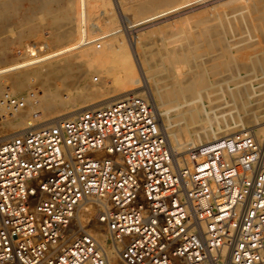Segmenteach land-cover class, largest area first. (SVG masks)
I'll use <instances>...</instances> for the list:
<instances>
[{
	"label": "built area",
	"instance_id": "obj_1",
	"mask_svg": "<svg viewBox=\"0 0 264 264\" xmlns=\"http://www.w3.org/2000/svg\"><path fill=\"white\" fill-rule=\"evenodd\" d=\"M187 157L137 95L0 138V264H264V147L239 133Z\"/></svg>",
	"mask_w": 264,
	"mask_h": 264
},
{
	"label": "rangeland",
	"instance_id": "obj_2",
	"mask_svg": "<svg viewBox=\"0 0 264 264\" xmlns=\"http://www.w3.org/2000/svg\"><path fill=\"white\" fill-rule=\"evenodd\" d=\"M46 1L47 0H44L43 2L44 6H42L40 2L32 3L27 0H21L17 5H15V7L11 6L12 8L8 10L4 8H0V68L12 64H16L18 62L20 63L35 57H39L48 54L52 51H57L58 49L60 48L62 49L66 46H70L75 42L76 40L75 35L67 36L66 34V31H68V29H71L70 26H72L73 23L68 19H64L67 16L69 10L70 12L68 14L70 15L68 16L69 17L71 16L73 18L75 17L73 11L74 9L72 8L73 9L72 10L68 8L69 6L68 2L70 3V1L72 0L69 1L48 0L47 2ZM209 1L211 2L214 0H208V1L203 0V2H201L202 4L200 2L196 3L195 6H192L191 8L192 11H187V10H191L190 7H188L185 8L186 10L181 9V11L184 13L179 11V13L177 14L176 12L178 11H175L174 13L173 12L170 13V15L167 14L163 17L148 22L144 25H137L135 27L129 28L130 31L135 32L130 36L127 35L128 32L126 29L128 28L127 22L128 20L129 21L131 20L130 22H132V24L129 26H133L135 23L134 20H136L137 18L136 17L134 18V16L127 11L125 12H127L128 14L121 13L122 8L121 9L118 8L116 2L113 3L114 11L112 10V13L110 15L109 14L105 15L104 9H100L99 12L103 10L101 11L102 13L96 12L95 15H97L96 19L97 18L101 19V22H103L105 19H107V17H110L112 15L116 16L115 17L117 19L116 22L121 19L120 21H118L119 23L123 22L122 24L120 23L121 25L118 23L119 26H121L120 31H123L121 35L124 38H126L128 41L130 39L132 40L131 42L135 43L138 38L137 35H139V41L137 42V47L139 49L138 51L141 57L144 75L146 74L149 77V84L151 85L155 93L163 96L165 94H169L173 96L174 94H178L179 92L176 88L177 84L181 81H184L192 73H195L196 71L195 66L197 65L198 67L199 65L198 64L199 63L198 60H200L199 57L201 58L203 54L207 55L211 51L212 44H210V42H213L211 40V38L214 36L213 34H215V37H217V40L216 38H214V40L218 41L219 39V42L222 41L221 43L223 47L225 46L224 44H226L228 41L226 45H229L230 47L229 49H231L228 50V46L224 47V48L227 47L225 51L227 50L228 52L231 51L230 56H228L226 55L227 53H225V51L224 52L222 51L223 47H221L220 44L219 46L217 45L219 42L215 41L216 46L220 47V49L218 47L217 49L221 50V51L216 50V53H218L219 51V56L216 55V53L215 56L219 57V58L217 57V60L218 59L220 60L221 58V61L218 62L217 60H215L216 62L214 61L212 65L213 64L215 65L213 66L214 69L217 70L219 68H222L219 70L224 69V74H228V75H224L222 71H219L221 72L220 78L222 79L230 78L229 80L227 79V81L231 83H228L227 86L233 85L234 84L233 82L237 78L235 76L237 72L236 70H238V68L242 66L241 64H239L241 62L239 60L240 55L241 54L244 55V53L245 54L254 53L253 57L259 58L261 54L260 52L257 53V50L260 47L264 48V24L262 22V20H264L263 0H249L247 2H242V1L235 2L230 7H227V9L226 7L224 8V6H222L226 14H223L221 6L215 7V9L211 7V5L216 6L217 2L213 4H209L210 3ZM220 2L222 3L224 1H220ZM175 4L176 3L173 2H167L163 4L161 7H153L149 11H147V13H145L144 16L151 15L156 11H160V9L161 10L168 9L169 7H172ZM38 5L40 7H45V8L43 9L39 8ZM46 5H48V7H46ZM202 5H205L204 8L206 9L209 8V10L208 9L207 11L206 9L204 10ZM36 6L44 11L42 10L40 11L39 9H37ZM46 9H48V11H46ZM201 11H204L206 14ZM210 11H213L214 14L213 12ZM113 12H116L115 13L116 15L113 14ZM207 12H209L208 14L209 16L207 15ZM97 13L100 14V16L101 15L102 16L99 17ZM199 13H201L202 15ZM179 14L180 15L182 14L181 17L180 16L178 17ZM120 15L122 16L121 18ZM187 15L189 18L187 17ZM183 16H185V18L187 19H184ZM217 16L219 20L217 19ZM138 18H141V16L140 17L138 16ZM180 18H182L180 20L181 22H178L179 21L178 19ZM253 18L256 21L259 19L261 20V21L259 20V23L257 21L258 24L262 22L260 26L256 23V21L253 23L251 22L252 21L251 19ZM124 19L125 20L128 19V20H126L125 22ZM158 20L161 22H159ZM207 20L208 21L211 20L210 21L211 24H209ZM214 20H216L217 22ZM204 21H206V23ZM153 23L155 24L153 25ZM251 24L252 26L254 24L255 26L256 25L258 26H256V28L255 26H253L254 28H251L252 27L250 26ZM168 25L172 27L166 28L165 26L168 27ZM90 26H92L91 23H89V28L91 32L90 36H97L100 34V32L96 31L93 26H92L93 28ZM144 26L147 27L145 28ZM208 26L212 27L209 28L210 31L206 28ZM213 28H215L214 33H213L214 30ZM135 30H139L140 32L139 31L136 32ZM201 30L202 33L200 32ZM220 30H222L221 32L225 31L226 35L225 32L224 34L220 32L221 33L220 34L219 33ZM206 31H208L209 33ZM248 32H249V36H248ZM94 33L97 34L95 35ZM144 33L147 35H145ZM204 34L205 37L201 38V36ZM207 34H209L210 38L209 37L207 38L208 36ZM217 35L222 37L224 35L226 38L224 37L223 40H221L222 37L218 38ZM252 35L254 39L252 38ZM251 38L252 40H250ZM206 39L211 41L209 42ZM205 40L209 42L208 44L206 43V45L204 43L206 42ZM99 42L101 41H97V43ZM248 43L250 46L246 48L248 46ZM209 44L210 46H208ZM252 44L255 45L253 47L254 49L256 48V45L257 47L260 45L258 49L256 48L255 50L256 52H254V49L251 47ZM203 46H208L210 50H208V47H206L208 51L202 50ZM199 47H202L200 48L201 51ZM263 48L262 49L260 48V50H262L261 51L262 58H264ZM234 49L237 52H235ZM245 49L246 50L249 49V51L248 50L245 51ZM197 50H199L198 53ZM242 51L245 52L241 53ZM77 52L78 51L76 50L67 53L65 55H62L58 58L57 61L58 62L59 60L61 62L65 60L74 61V56ZM221 53L222 54L225 53V56L223 55L221 57L220 56ZM234 53H236L235 56H233ZM211 54L209 53L208 57L212 56ZM224 57L226 59V62L227 61L229 62L228 66H227L228 62L226 63L224 62L225 59L224 60L222 59ZM235 57H237L236 59L238 60L237 62L238 64L235 63L237 61ZM233 60L235 61L233 62ZM222 61L223 64L221 63ZM224 63L227 66V68H224L225 67ZM46 64L47 63L44 62L42 63V66ZM217 64L220 66L222 64L223 66L222 67L219 66L218 68ZM254 64L258 65V62H255ZM256 65L255 66H253V64L251 65V68L253 66L254 69L253 68L251 69L249 66V70L247 72L249 74H246L247 75L246 77L248 78L250 77L251 80L253 79V81L255 80V83L259 84L255 87V89L251 90L250 92L254 96V98L257 99V101L253 99V102L248 104L245 107V110L243 109L242 105L237 103L240 101L236 102L235 99L232 100L233 98H231L229 94L225 91L226 90L225 88L227 87V86L225 87L226 85L225 83L223 85L225 88L216 85L215 89L208 88L206 90L205 88H201L203 92L201 91V89H199L201 93L195 95L199 91L198 90L195 94H192L193 95L192 98L189 99L187 103L184 102V100L180 99L179 101H174L172 103H163V105L160 107L162 113H166V115L165 117L159 116V119L163 123V125H165V127L166 126L170 127L169 130L167 131L166 128L163 129L166 132L169 131L174 135L173 137H171V140L173 142V145H176V143L178 144L176 150L179 153V159L181 160V165L186 164V161L188 159L187 154L190 150L202 145V143H200L196 138L195 139L193 138V136L196 133L204 134L206 132L208 133L215 132L217 136L215 137V139L218 140L225 137L234 136L239 133H252L253 135H255V137L264 147V117L259 116V114L261 116L264 114L262 112L263 111L262 108L264 109V106L258 107L259 103L261 102V99L264 100V68L262 70L260 69L259 66L256 67ZM40 66H41L40 64L28 66V69L24 67L21 68L20 70H15L14 71L15 74L12 71V73L11 72L7 73L4 76L8 77V79L11 77L13 80H15L16 78L14 77L15 78L14 79L13 76L17 74L26 73L35 68H39ZM253 70H255V72ZM234 71L236 72L234 73ZM230 74L232 76L234 75L233 78H231L232 76L229 77ZM223 75L226 77H223ZM30 82L28 83V85L22 87L21 92H17L16 94H15V87L7 88L0 91V104L4 106L0 108V137L9 133H13L14 131L37 129L35 127H31V125L39 124L40 122L44 123L48 121L49 122L48 125H50L56 119H59V116L60 118L62 116L65 117V115H67L68 112L76 109L77 111H79L78 109H81V111L82 110L85 111L86 109H89V108H85L86 107L85 105L88 106L92 102H95L104 96L105 97L108 96V92L116 87L114 83L111 81V76L106 74L105 67L101 66L98 63H89V62H77V64H74L73 66H69L66 69H59L57 71L48 72L47 75H41L40 77L35 78ZM231 87L233 88V86ZM8 90L10 92H8ZM7 93H10L11 95L17 98L26 101V107L21 110L10 109L5 104V97L7 96ZM203 93H204L203 95L204 97L202 96ZM199 95H201L202 97L200 98ZM207 95H209L210 97H208ZM196 97L198 100H196ZM205 97L207 99H205ZM62 98L70 99V102L67 104H61ZM199 100H201V102ZM33 102L34 104H32ZM42 103L44 107L41 105ZM256 110L259 113H257ZM24 112H26L27 114ZM78 113L74 111L72 112V115L67 118H71ZM244 113H249L251 116L249 114L246 116L244 115ZM253 113L255 117L254 120H256L257 118L256 122L253 120L254 118L252 116ZM3 114H5V117ZM30 116L32 118H30ZM174 137H176L175 141H174ZM120 263L121 261L119 259V264Z\"/></svg>",
	"mask_w": 264,
	"mask_h": 264
},
{
	"label": "bare ground",
	"instance_id": "obj_3",
	"mask_svg": "<svg viewBox=\"0 0 264 264\" xmlns=\"http://www.w3.org/2000/svg\"><path fill=\"white\" fill-rule=\"evenodd\" d=\"M21 0H0V8H4L6 10L12 8L13 6L15 7V5H17ZM27 1H30L32 3H37V2H40V4L42 6H44V0H27ZM48 1V0H47ZM46 1V2H47ZM69 1V0H68ZM114 1V2H113ZM208 1V0H207ZM220 1H224V2H220ZM247 2L249 0H214V1H209L210 3L209 4H213V3H216L217 5L216 6H212L214 9L215 7H220L221 6V9L223 11V14H226V12H224V9L222 8V6H224V8L226 7H230L233 3L235 2ZM264 1V0H263ZM117 4V7L118 8H122L121 10V13H124V14H128L127 12H130L134 18L136 17L137 19L134 20L135 23L133 26H129L132 24V22H130L128 19V28L127 29V35L130 36L131 34H134L135 32L133 31H130L129 28H132V27H135L137 25H144L148 22H151L155 19H158L160 17H163L167 14L170 15V13H174L175 11H178L176 12L177 14L179 13V11H181V9H185V8H188L190 7V9L192 8V6H195L196 3H201L203 2V0H72L70 1V3L68 2V8L72 9L74 11V18L73 17H69L68 14L70 12V10L68 11L67 13V16L64 18V19H68L70 21H72L73 23V27H71V29H68V31H66V34L67 36L70 35H75L76 36V40L75 42L70 45V46H66L64 48H60L58 49L57 51H52L48 54H45V55H42V56H39V57H35V58H32V59H29V60H26V61H23V62H18L16 64H12V65H9V66H5V67H1L0 68V91L1 90H4V89H7V88H14L15 87V94L17 92H21V89L22 87L28 85V83L30 81H32L33 79L35 78H38L40 77L41 75H47L48 72H52V71H57L59 69H66L68 68L69 66H73L74 64H77V62H89V63H98L100 64L101 66L105 67V72L106 74H108L109 76H111V81L114 83V85L116 86L113 90L109 91L108 92V96H104L102 97L101 99L95 101V102H92L91 104H89L88 106L85 105L86 107L85 108H99V107H102V106H106V105H111L113 102L116 101V99L118 100V98H122L124 96H127V95H137V96H141V97H147L151 103V105L154 107V109L156 110L157 114H158V117L159 116H164L166 115V113H162V111L160 110V107L163 105V103H172L174 101H179L180 99L184 100V102H188L189 99L192 98V94H195L199 89L201 88H205L206 90L208 88H211V89H215L216 85L217 86H221L223 88H225L227 86L228 83H231L229 81H227V79L229 80L230 78H220L221 76V72L219 71H222V73L224 74V69L223 70H219V69H222V68H219L220 65H218V68L219 69H214L213 66H215L214 64L212 65V63L217 60V57L219 56V50L220 46L223 47L222 45V41L223 38L225 37L223 35L222 36H218L219 37H222L221 38V42H219V39L218 41L217 40V37H215V34H213L214 36L211 38V40L213 42H210L211 40H207L210 42V44H212L211 46V51L209 52L212 56L208 57L209 53L207 55L203 54V56H201V58L199 57L200 60L199 61V65L197 67V65L195 66V73H192L191 75H189L184 81H181L177 84L176 88L177 90L179 91L178 94H174L173 96L169 95V94H165L164 96L163 95H159L157 93H155L153 91V88L151 87V85L149 84V77L145 74L144 75V72H143V67H142V62H141V57L139 55V49L137 47V42L139 41V35H137V40L136 42H131L132 40H130L129 38V41L124 38L121 33L123 31H120V27L118 21L116 22V16H110V17H107V19H105L103 22H101V19L100 18H97L96 19V16L95 13L99 12L100 9H104L105 10V15L106 14H111L112 13V10L114 11L113 7V3ZM167 2H173V3H176L174 6L172 7H169L168 9H163L160 11H156L154 12L153 14L151 15H147V16H144L145 13H147V11H149L151 8L153 7H161L163 4L167 3ZM220 2V3H219ZM205 3V2H204ZM219 3V4H218ZM29 4V3H28ZM46 4V3H45ZM202 4V3H201ZM208 4V3H207ZM206 5V4H205ZM205 5H202V7L204 8ZM215 5V4H214ZM12 6V7H11ZM39 6V5H38ZM200 6V5H199ZM37 7V6H36ZM46 7H48V5H46ZM197 7V6H196ZM201 7V6H200ZM209 7V5H208ZM39 8H45V7H40ZM37 7V9H39ZM50 8V7H49ZM117 8V9H118ZM201 8V9H203ZM14 9V8H13ZM42 9H39L40 11ZM52 9V8H51ZM194 9V8H193ZM196 9H199V8H196ZM206 8H204L205 10ZM209 10V8H207ZM206 9V11H207ZM217 9V8H216ZM38 10V11H39ZM71 10V11H72ZM157 10V9H155ZM186 10V9H185ZM212 10V9H211ZM44 11V10H42ZM46 11H48V9H46ZM127 11V12H125ZM187 11H192L191 10H187ZM186 11V12H187ZM221 11V12H222ZM182 12V11H181ZM201 12H204V11H201ZM210 12H213V11H210ZM218 12V11H217ZM216 12V13H217ZM97 13V14H98ZM102 13V12H101ZM116 12H113V14H115ZM119 13V12H118ZM117 13V14H118ZM184 13V12H182ZM194 13V11H193ZM205 13V12H204ZM203 13V14H204ZM120 14V13H119ZM118 14V15H119ZM201 14V13H199ZM206 14V13H205ZM204 14V15H205ZM209 14V12H207V15ZM214 14V12H213ZM104 15V14H103ZM116 15V14H115ZM182 15V14H181ZM181 15L179 14L178 17ZM185 15V14H183ZM195 15V14H194ZM202 15V14H201ZM203 15V16H204ZM99 17L100 14H98ZM124 16V15H123ZM127 16V15H126ZM132 16V17H133ZM138 16L141 18H138ZM209 16V15H208ZM213 16V15H212ZM105 17V18H106ZM122 16L120 15V18ZM128 17V16H127ZM184 19H187L185 18V16H183ZM182 17V18H183ZM188 17V15H187ZM192 17V16H191ZM211 17V16H210ZM124 18V17H123ZM126 18V17H125ZM167 18V17H166ZM177 18V17H176ZM178 19L179 21L178 22H181L180 20L182 19ZM189 18V17H188ZM261 18V17H260ZM100 19V21H99ZM130 19V18H129ZM132 19V18H131ZM172 19V18H171ZM216 19V18H215ZM217 19H218V16H217ZM254 19V18H253ZM251 19L252 23L255 22L256 20L254 19ZM259 19V18H258ZM123 20V19H122ZM125 20V19H124ZM125 20V22H126ZM167 20V19H166ZM165 20V21H166ZM169 20V18H168ZM219 20V19H218ZM260 20V19H259ZM259 20L258 23H259ZM159 21V20H158ZM163 21V20H162ZM184 21V20H182ZM187 21V20H185ZM208 21V20H207ZM211 20H209V24H211L210 22ZM216 21V20H214ZM213 21V23H214ZM256 21V23H257ZM261 21V20H260ZM161 22V21H159ZM206 23V21H204ZM217 22V21H216ZM263 24H264V20H262ZM260 22V24L262 23ZM89 23H91V25L95 28L96 31H99L100 34L97 35V36H90V28H89ZM101 23V24H100ZM119 23V24H118ZM123 23V22H122ZM121 23V24H122ZM157 23V22H156ZM164 23V22H163ZM257 23V24H258ZM7 24V23H6ZM118 24V26H117ZM120 24V25H121ZM150 24V23H149ZM152 24V23H151ZM155 23H153L154 25ZM173 24V23H172ZM181 24V23H180ZM208 24V23H207ZM250 24V23H249ZM260 24H258L260 26ZM60 25V24H59ZM148 25V24H147ZM159 25V24H158ZM156 25V26H158ZM171 25V24H170ZM206 25V24H205ZM204 25V26H205ZM256 25V26H258ZM64 26V25H63ZM90 26V27H92ZM126 26V25H125ZM174 26V25H173ZM252 26V24L250 25ZM255 26V24L253 25ZM251 27V28H254V27ZM255 26V28H256ZM61 27V26H60ZM69 27V28H70ZM92 27V28H93ZM145 27V26H144ZM147 27V26H146ZM145 27V28H146ZM150 27V25H149ZM148 27V28H149ZM166 28H169V27H172V26H165ZM214 27V26H213ZM56 28V27H55ZM68 28V27H67ZM124 28V29H125ZM208 30L209 28H212L210 26L206 27ZM217 28V27H216ZM142 29V28H141ZM150 29V28H149ZM213 33L215 31V28H213ZM132 30V29H131ZM144 30V29H143ZM147 30V29H146ZM212 30V29H211ZM219 30V28H218ZM136 32L139 31V30H135ZM142 31V30H141ZM210 31V30H209ZM222 30L219 31V33L221 32ZM228 31V30H226ZM94 32V31H92ZM140 32V31H139ZM202 33V30L200 31ZM203 32H204V29H203ZM208 32V31H206ZM212 32V31H211ZM225 31L221 32L224 34ZM251 32V31H250ZM64 33V32H63ZM98 33V32H97ZM97 33H94L95 35ZM209 33V32H208ZM218 33V32H217ZM220 33V34H221ZM252 33V32H251ZM145 34V33H144ZM212 34V33H211ZM228 34V32H227ZM147 35V34H145ZM200 35V34H199ZM207 38L209 37V34H207ZM225 35H226V32H225ZM248 36H249V32H248ZM34 37V36H33ZM63 37V36H62ZM66 37V36H65ZM122 37V38H121ZM200 37V36H199ZM198 37V38H199ZM204 38L205 37V34L201 36V38ZM210 38V37H209ZM214 38H216V40H214ZM226 38V37H225ZM250 38V37H248ZM252 38H253V35H252ZM252 38L250 40H252ZM135 39V37H134ZM200 39V38H199ZM254 39V38H253ZM205 40V41H206ZM225 40V39H224ZM227 40V39H226ZM230 40V39H229ZM249 40V39H248ZM97 41H101L99 43H97ZM204 41V40H203ZM204 42L205 45L206 43L208 44L209 42ZM219 42L216 46V42ZM224 42V41H223ZM231 42V41H230ZM250 42V41H249ZM50 43V42H49ZM94 43H97V44H94ZM140 43V42H139ZM228 43V41H227ZM226 43V44H227ZM210 44L208 46H210ZM224 44L225 46H228V50H231L229 49V45H226ZM203 45V43H202ZM233 45V44H232ZM208 46H203L202 47H199L202 48V50H210ZM224 46V47H225ZM250 45L248 43V46L246 48H248ZM255 45L252 44V48L254 47ZM260 46V45H259ZM258 46V47H259ZM262 46V45H261ZM208 47V50L207 48ZM217 47L219 49H217ZM222 48V51L224 52L225 49L227 48ZM233 47V46H232ZM231 47V48H232ZM250 47V48H251ZM257 45H256V48L258 49ZM256 48L254 49V52H256ZM261 49L263 47H260ZM260 48L258 50H260ZM264 49V48H263ZM78 51L75 56H74V61H69V60H65L63 62H61L59 60V62L57 61L58 58L62 55H65L67 53H70L72 51ZM216 50H219L218 53H216ZM225 51V53H227L226 55L230 56V52ZM249 51V49H247ZM245 49V51H247ZM257 50V53L260 52V54L262 55L261 51H258ZM199 50H197V53H198ZM201 51V49H200ZM235 51V49H234ZM245 51H242L241 53L245 52ZM237 52V51H235ZM201 53V52H200ZM204 53V52H203ZM215 53L216 55H218L217 57L215 56ZM225 53L222 54L221 53V57L224 55L225 56ZM264 53V52H263ZM254 54V53H253ZM253 54H245L244 55H240V63L242 66L238 68V70L234 71V73L236 72L235 76L237 77L235 79V81L233 82L234 84L233 85H228L224 90L229 94V96L231 98H233L232 100H236L237 101H240V102H237L239 103L240 105H242L243 109L245 110V107L250 104L251 102H253V99H255L257 101L256 98H254V96L250 93L251 90L255 89V87L259 84L255 83V80L253 81V79L251 80V78L249 77H246L247 75L246 74H249L247 73L248 70H249V66L251 68V65L253 64V66H255L256 64H254L255 62H258V65L260 67V69L263 70L264 68V58L258 57L259 58H254L253 57ZM236 53L233 54V56H235ZM73 56V55H72ZM199 56V55H198ZM232 56V57H233ZM242 56V57H241ZM207 58V59H204V58ZM231 57V58H232ZM264 57V56H263ZM219 58V57H218ZM230 58V57H229ZM234 58V57H233ZM237 57H235L236 59ZM239 58V57H238ZM204 59V60H203ZM223 60L225 59L222 58ZM237 60V59H236ZM218 62L221 61V58L220 60L218 59L217 60ZM235 60H233L234 62ZM46 62L47 64L42 66V63ZM216 62V61H215ZM217 62V63H218ZM226 62V59L225 61ZM228 62V61H227ZM226 62V63H227ZM238 60L235 62L236 64ZM223 64V61L221 62ZM40 64L41 66L39 68H35L33 70H30L26 73H22V74H17L15 76H13V78L15 80H13L11 77L8 79V77L4 76L6 75L7 73H14L15 70H20L21 68H24L26 67L28 69V66H32V65H38ZM88 64V63H87ZM221 64L220 67H222L223 65ZM229 65V62L227 63V66ZM184 66V65H183ZM224 68H227V66L225 65L224 63ZM252 66V68L254 69V67ZM217 68V67H216ZM251 68V69H252ZM26 69V70H27ZM32 69V68H30ZM256 70V69H255ZM255 70H253L255 72ZM258 70V68H257ZM25 72V71H24ZM252 72V71H251ZM250 72V73H251ZM15 74V73H14ZM224 75H228V74H224ZM223 77H226L224 76ZM251 75V74H250ZM232 75L230 74L229 77H231ZM234 76V75H233ZM233 76L231 78H233ZM31 83V82H30ZM224 83L226 84L225 87L223 86ZM263 85V84H262ZM233 86V88L231 87ZM28 87V86H27ZM220 88V87H219ZM222 89V88H221ZM220 89V90H221ZM12 90V89H11ZM223 90V89H222ZM202 91V89H201ZM201 91L199 90L197 92V94L195 95H198V93L200 94ZM203 92V91H202ZM225 92V93H226ZM60 93V92H58ZM57 93V94H58ZM206 93V92H205ZM35 94V93H34ZM204 95V93L202 94V96ZM256 95V94H255ZM61 96V95H60ZM200 98L202 97L201 95H199ZM206 96V94H205ZM208 97H210L209 95H207ZM257 96V95H256ZM46 97V96H45ZM50 97V96H49ZM204 97V96H203ZM199 98V97H198ZM205 99H207L205 97ZM209 99V98H208ZM196 100L197 97H196ZM202 100V99H201ZM201 100H199L201 102ZM38 101V100H37ZM46 102V101H45ZM70 102V99H61V104H67ZM30 104V103H29ZM34 104V102L32 103ZM48 104V103H47ZM50 104V103H49ZM238 104V105H239ZM43 106V103L41 104ZM264 106V100L261 99V102L259 103L258 107H263ZM1 107H4L2 106V104H0V108ZM39 107V105H38ZM44 107V106H43ZM46 107V106H45ZM60 107V106H59ZM52 108V107H51ZM204 108V107H203ZM69 109V108H68ZM261 109V108H260ZM43 110V109H42ZM48 110V109H47ZM53 110V109H52ZM79 111L76 110H73V111H70L68 112L67 115H65V117H62L61 118H67L69 116L72 115V112L76 111L77 113L78 112H82L81 109H78ZM87 110V109H86ZM263 110V111H262ZM262 110H259V111H262L264 113V109L262 108ZM257 111V110H256ZM28 112V111H27ZM245 112V111H244ZM26 113V112H24ZM257 113H259L257 111ZM261 113V112H260ZM27 114V113H26ZM29 114V113H28ZM66 114V113H65ZM249 113H244V115H248ZM4 117H5V114H3ZM42 115V114H41ZM250 115V114H249ZM251 116V115H250ZM254 117V113L252 115ZM260 117H264V114L261 116L259 114ZM258 116V117H259ZM7 118V117H6ZM10 118V117H9ZM30 118H32L30 116ZM60 118V116H59ZM72 118V117H71ZM191 119V118H190ZM255 119V117L253 118V120ZM33 120V119H32ZM257 120V118H256ZM256 120H254L256 122ZM9 121V119H8ZM46 121V120H45ZM207 121V120H206ZM249 121V120H248ZM6 122V121H4ZM49 122L46 121L44 123H39V124H34V125H31V127H35V128H40V127H43L45 125H48ZM160 124H161V127L162 129L166 128V131L169 130L170 127H165V125H163V123L160 121ZM241 124V123H240ZM9 125V124H8ZM13 125V124H12ZM19 125V124H18ZM163 129V130H164ZM12 130V129H10ZM35 129H26L24 131L22 130H19V131H14L13 133H9V134H6V135H3L1 136L0 138L2 137H6V136H11V135H17V134H20L22 132H25V131H33ZM22 131V132H20ZM165 131V130H164ZM166 135H168V140L170 142V144L172 145V147H174V149H176L178 147V144L176 143V145H173V142L171 140V137H173L174 135L172 133H170L169 131L166 132ZM221 131V130H220ZM223 131V129H222ZM180 133V132H179ZM219 134V133H218ZM216 134L215 132H211V133H196L193 138L197 139L200 143H202V145H207V144H210V143H214L216 141H219L218 139H215ZM223 139V138H222ZM176 140V137H174V141ZM210 141V142H209ZM180 142V141H179ZM205 142V143H204ZM200 145V146H202ZM199 146V147H200ZM194 147V146H193ZM182 148V147H181ZM179 163L181 164V160L179 159ZM79 217H80V221L82 222L83 225H87L88 223H90V221L94 218V213L89 209H83L80 213H79ZM105 236L103 235V238ZM105 239V238H104ZM108 253H109V262L110 264H119V253H118V250H113L111 248L108 249ZM121 264V263H120Z\"/></svg>",
	"mask_w": 264,
	"mask_h": 264
}]
</instances>
